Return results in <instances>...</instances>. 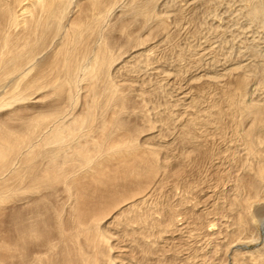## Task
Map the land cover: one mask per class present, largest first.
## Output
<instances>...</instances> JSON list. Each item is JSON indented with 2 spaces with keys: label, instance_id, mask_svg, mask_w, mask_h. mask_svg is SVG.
<instances>
[{
  "label": "bare ground",
  "instance_id": "1",
  "mask_svg": "<svg viewBox=\"0 0 264 264\" xmlns=\"http://www.w3.org/2000/svg\"><path fill=\"white\" fill-rule=\"evenodd\" d=\"M159 1L0 0V110H8L0 117V214L2 203H11L7 227L3 233L0 231V264H162L159 254H165L166 240L179 239L185 229L193 233L187 234L188 239L215 236L220 226L210 220L225 216L224 208L230 218L224 221L220 216L218 220L221 218L222 226L227 227L221 232H227L225 237L218 236L221 233L217 236L228 241L224 239L220 243L224 255L230 258L229 264L246 263L244 259L247 264L249 260L264 264L263 255L251 257L254 254H240L235 249L237 242L245 241L241 240L251 225V207L264 204V101L260 96L259 101H246L249 94L264 91L259 90L264 87V54L251 56L257 60L256 64L251 59L250 65L236 69L235 82L228 83L209 107L201 111L199 97L185 102V116L178 119L179 123L173 118L179 129L177 136L173 133L177 137L174 141L184 150L171 153L175 142L167 143L160 133H155L163 127L154 125L156 122H168L163 120L164 114L160 116L162 119L158 117L160 112L156 113L152 122L148 119L150 115H146V106L132 93L129 80L122 83L116 80L122 72L137 71L140 65L131 63L142 60L150 39L158 33L161 36L167 33L164 17L155 12ZM247 18L259 20L264 28V4L250 0ZM151 23L154 25L150 33L147 31L148 36L142 38L135 33L137 29L151 27ZM230 75L231 72L223 76ZM219 79L212 81L218 83ZM142 95L139 92L137 96ZM22 105L27 114L20 113ZM225 117L241 128L235 133L245 158L241 160L243 174L238 177L235 166L238 178H233V171L228 173L235 181L228 188L230 191L226 189L230 183L224 185L225 192H229L226 205L222 200L212 203L210 198L214 193L209 194L215 212L221 209L224 213L207 219L209 206L206 212L205 208L198 211L195 209L198 205L191 202L194 206H189L190 200L187 201L191 199L187 198L188 194L196 191L194 186L202 184L200 179L203 184L206 181L196 178L201 183L184 182L182 187L179 179L193 162L216 166L213 158L216 156L210 151L214 147L209 149V141L214 138L207 139L210 133L223 132ZM132 118L138 119L140 125L133 123ZM225 130L226 127L227 133ZM221 161L218 162L222 165ZM218 167L216 175L223 168ZM218 178L222 181L230 177ZM168 181L172 182L169 192L176 186L187 195H174L173 190L174 201L160 209L159 218V214L155 215L159 206L147 205L153 193L160 189L159 193L164 192L165 184L171 186ZM214 186L209 189L213 190ZM222 194L216 196L220 198ZM20 201L23 208L13 207ZM177 216H181L180 222ZM214 225L218 227L216 231ZM111 230L119 231L125 239L124 249L113 243L116 239L108 233ZM215 243L213 250L217 247ZM170 256L174 258L176 253Z\"/></svg>",
  "mask_w": 264,
  "mask_h": 264
},
{
  "label": "rangeland",
  "instance_id": "2",
  "mask_svg": "<svg viewBox=\"0 0 264 264\" xmlns=\"http://www.w3.org/2000/svg\"><path fill=\"white\" fill-rule=\"evenodd\" d=\"M256 2H258V4H260V5L264 4V0H256ZM157 4L158 5H156V7H155L156 8L155 12H156L157 16L164 17L166 24L168 26V28H167L168 30H167V33L163 34V35L167 36L169 34V36H167L168 38H166V36L163 37V35L161 36V34L158 33L160 35L157 34L153 37L155 40L153 38L150 39V41L148 42V46H147L148 48L147 47L144 48L142 60L140 59V61L137 60L138 62L133 61L131 63L132 65H136V64L138 66L140 65L139 67L141 68V70L138 67L139 69H137V71H135L134 73H131V74H127L126 72H122L116 80L118 81V83H122L124 80H129V82L131 84L132 93H134L135 98H137L140 101V103L143 105V107L146 106V108L148 109V111L145 110L146 115H150V117L148 116L149 117L148 119H151L152 122L155 121L154 115L156 113L158 114L160 112L159 113L160 115H158V117H160L162 114H164V115H162V117L164 116L163 117L164 119L162 117H160V118H162L163 120H168V122H167V124L165 122H156L154 125H157L159 127L165 126V128L162 127L160 131L157 130L155 133L156 134L160 133L161 138L163 137L162 140L165 139L163 141H166V142L168 141L167 143H171L170 141H172L171 144H173L175 142L174 143L175 145L173 144L174 147L171 146V148L173 147V149H171L170 151H172L171 153H173L174 151L177 150V153H179L180 151H182L183 148L176 141H174L177 138L176 137L177 132H179L178 131L179 129L177 128L178 124H176V122L178 121V119H181L185 116L184 115V110H185V106H186L185 102L187 103L190 99L198 100L197 97H199L200 98L199 99V105L202 104V106L204 107V108H202L201 105H200L201 107L199 106V109H201V111H202V109L209 107L216 99H218V96L221 95L220 93L223 92V90H225L224 87H226L228 85V83L232 84L233 82H235V80L238 76L237 71L235 72L236 69L241 68L242 65H243V67L246 65H250L252 62H253V64H256L257 60L254 59V58L258 57L256 55H259V53L264 54V28L260 24L259 20H256L257 21L256 22L254 20L253 21L249 20L250 18H247L250 0H160ZM152 24L153 23H151V25ZM153 25L151 27L147 28L146 30L145 29H137L135 31V33L140 35V37L142 36V38H144V37L148 36L147 31H149V33H150V29H153ZM140 32H142V34H140ZM143 32H145V33L143 34ZM163 38H166V39H163ZM146 50H148V51H146ZM252 52L254 54L255 53H257V54L254 55ZM145 54H146V56H145ZM251 56H254V58L253 57L251 58ZM146 57H148L147 60L149 62L145 60L146 61V63H145V61L143 62V59L144 58L146 59ZM251 59H252V62H251ZM253 59L255 60V62L253 61ZM142 62H143V65L146 64L145 65L146 67L141 64ZM138 71H140L141 73ZM229 72H231V75L229 77L227 76L228 78L226 76H223L224 74L229 73ZM215 78H217V79L220 78L219 79L220 82L214 83L212 80ZM232 80H234V81H232ZM259 90L263 91L264 87L262 89H259ZM139 92H143V95L138 97L137 95L139 94ZM216 92H218V93L220 92V93L218 94ZM259 93L261 94L262 92L256 91V93H255L256 95H250L249 94L247 96L248 98L246 97V99H247L246 101H259L260 99H257V97H259V96L261 97L262 101H264V91L261 95H257ZM212 95H213V97H212ZM182 96H184L183 99H182ZM215 96H217V97H215ZM252 96L254 98H256L257 100L254 99ZM250 97H252V98H250ZM201 98H204V99H201ZM186 99H188V100H186ZM206 99H207V101H206ZM208 99H209V102H208ZM27 105H28V107L31 106V104H25V106H27ZM21 110L22 111L20 113L22 115L28 113V112H26V110L23 111V105H22ZM7 112H8V110H0V117L2 116V114L4 116V114ZM157 114H156V116H157ZM168 114H173V115H169V117H168ZM182 114H183V116H182ZM173 118H175L177 121ZM130 120L133 123H135L136 125H138V124L140 125V122L138 119L132 118ZM135 120H137V121H135ZM170 121H171V123H170ZM177 123H179V121ZM223 123L225 124V126L223 124V127L224 128L226 127V130H228L229 132L225 130L227 132V133H225L224 128H223L222 129L223 132H221L220 134H217V135L214 133H212V134L210 133L208 135V139H207L209 141L210 138L211 139L214 138V139L209 141L210 142L209 149H211V147L212 148L214 147V149L213 150L211 149L210 151L214 154V156H216V157H213L215 159L214 162H215L216 166L214 165V163H212L213 164L212 166H211V164L208 165L209 166L208 167L207 164H204L201 162H196L194 164V162H193L192 165L190 164L191 165L190 168L188 167L186 172L184 173V175L186 174L187 176L185 175L186 177L183 178L184 177V175H183L179 179L180 185H182L184 182L189 183L191 185L192 184H194V185L199 184L201 182L203 184V181L200 178H202V179H204V181H206L205 183L208 184V185L206 184L207 187L205 186V183L203 185L199 184L201 188L196 187L199 185H196V186L193 185L194 189L196 188V191L192 188L194 190L193 192L195 194L190 191L191 193L188 194V196L190 195V197H187V198H191V199H187V201L190 200L189 206L198 205V206H196L197 208H195L198 211H202L205 208L203 211L206 212V210L208 208L209 209L212 208V210L209 211V209H208V211H207V215L205 216L207 219H211L210 216H212V218H216L215 215L222 214L223 210H221V209H220L221 211L219 210L220 213L215 212V210L213 209L214 204L212 205V203L216 204L219 201L221 203V200H222V202L224 201L225 205H226V202L228 199V195H226V194L229 193V192L228 193L225 192L226 189H228L230 187V185L233 183V181L236 180V177H237L236 171L239 172L238 177H240L243 174V171H241V169L243 170V166H242L243 161L241 162V160L242 159L245 160V158H244L243 153L240 151V149H242V147L239 146L240 141H238L239 139L237 140L238 136H236V133L238 131H240L241 128H238L237 124L235 122L231 121L229 117H225ZM174 124H176V125H174ZM226 124H228V125H226ZM173 125L175 127L177 126L176 127L177 129ZM231 129L232 130L234 129V130L232 131ZM230 130L233 133H231ZM173 133L176 136H174ZM225 134L227 136H225ZM228 134H229V137L231 136V139L228 137ZM172 136H174V137H172ZM218 136H220V137H218ZM222 137H224L223 140L225 139L224 142L221 139ZM172 138H173V140H172ZM218 138H220V139H218ZM227 138H228V140H227ZM168 139H170V140H168ZM220 140H221V142H220ZM226 140H227L228 144H227ZM214 142L215 143L218 142L219 144L217 143V146H216V144ZM221 143H223V144L226 143L225 146L227 145V147L225 148L223 144L221 146L220 145ZM229 143L231 144V146ZM236 143H238V144L236 145ZM233 144H235V145H233ZM176 145H177V147H175ZM228 145L230 148H228ZM215 146L218 148L216 152H215V150H216ZM235 147H237V148H235ZM222 148H224L226 150H224ZM220 150H221V152H220ZM219 152L221 154H218ZM174 153H176V152H174ZM223 154L225 157L222 156ZM231 154H233L235 161L232 159L233 156ZM222 157H223V159H222ZM217 158H218V160H217ZM219 158H221L220 160H222V161L220 163H222L223 166L221 164H219V162H218V161H220ZM231 159L233 162H231ZM223 161H224V164H223ZM190 163H192V162L190 161ZM228 163H229V165H228ZM202 164H204L203 167H202ZM226 164L230 167H228ZM218 165H219V167H221V168L223 167L224 169L220 168L222 170V174L220 173L221 170H219L220 172H218L216 175L215 172H216ZM193 166H194V168H193ZM234 166L237 169L239 168V170H237ZM196 168L198 169V171L199 170L200 171L197 172ZM202 168H205V169H202ZM210 168L212 170L214 168L215 171H212ZM192 169L194 170L193 173L191 172ZM234 169H236V171H234ZM217 171H218V169H217ZM230 171H233V173L231 172L232 173L231 174ZM195 172H197V173L195 174ZM211 172L214 174H212ZM189 173H190V175L192 174V176L189 175V178L190 179L192 178L191 180H189V178H188ZM228 173H230L235 180L231 179V175ZM201 174L204 176H207V177H204V176L200 177ZM209 174H211V175H209ZM219 174L223 178H227V177H230V178L224 179L225 181L222 179V181H223L222 182L221 178H218V176L220 177ZM209 176H211L214 179L218 178L219 180H216V181L214 179L212 180V179H210L211 177H209ZM213 176H215L216 178ZM196 178L198 180L200 179L201 182L197 183L198 180H196ZM181 179L183 180V182ZM192 180H194V181H192ZM228 180H230L232 182H226ZM195 181H196V183H195ZM210 181H213V182H210ZM214 181L216 183L219 182L220 184L218 183L219 184L218 185ZM221 183H222V186H224L225 184L227 185L228 183H230V184H228L227 188L225 189L226 186H224V188L221 187ZM168 184H171V186H169V185L166 186V184H165L164 186L167 187L168 189H166L163 186L164 192L161 191V193H159L160 190H162V189L157 190L156 194L158 192V195L153 193V198L154 197L155 198L154 199L152 197H151V199L149 198L151 203H149L147 206L154 204V203H155L154 205L159 206L158 212L155 215L162 213V210H160V209L164 210L165 207L167 205H169V203L171 204L172 200L174 199L173 196L175 195V193H177V195L179 194L178 196H180L182 193V192H179L178 191L179 188L176 189L175 188L176 186H175V187H173L174 192H173V190H170L171 192L174 193V195H173V193L169 192V189L172 187V182L168 181ZM209 184H211V185H209ZM215 184H216V186H214ZM213 186H214V188L215 187L216 188L215 189L213 188V190H211ZM182 187H183V185H182ZM180 188H181V186H180ZM209 188H211V189H209ZM222 188H223V190H221ZM165 189L168 191V193L165 192L166 191ZM182 190H184V189L182 188ZM182 190L180 189V191H182ZM207 190H209V191H207ZM215 190H217L218 193ZM228 190L230 191V189H228ZM205 191L208 193H206ZM219 191L220 192L222 191L221 193L224 194V195L222 194V196L220 195V198H223V196L226 198L220 199L218 196H216L217 194L218 195L221 194ZM162 193H164V194H162ZM165 193H167L168 195ZM186 193L187 192H184L182 194L187 195ZM211 193H214V196L212 195V197L210 198V201L212 202V200H213V202L209 203L210 201L208 200V198L210 197ZM196 194L198 196L200 195L201 197L200 196L198 197ZM168 198H170L169 201H168ZM192 198L195 200H192ZM212 198H214L215 200L217 199L218 201L217 200L215 201ZM164 199H165V201H164ZM225 199H226V201H225ZM156 200L162 204H164V203H166V204H164V206H163L162 204H159V202H157ZM196 200H198L197 203H196ZM148 201H147V203H148ZM191 202H193L194 205ZM2 204H3V206H2ZM2 204H1V206H2L3 210L1 211V214H0V231H1V233H3V231L7 227L6 217L8 216V214L10 213V210H11V203L5 202ZM208 204H211L212 207ZM263 205L264 204L262 203V206L261 205L255 206L257 208L253 207V209L251 207V211H250L251 217H252V221L254 218V221L250 222L251 225H249V228L246 231V233L248 232L249 234L244 233L242 240L240 239L241 241L245 240V241H243V243L245 242V245L243 243H241L240 241L237 242V244L238 243L239 244L238 245L236 244L237 247H235V249L238 253L243 252L246 255L249 253L254 254V255H251V257H254L256 255H261V256L263 255L262 257H264V228H263L264 227V206ZM151 206H153V205H151ZM160 206H163V207L160 208ZM207 206H209V207L207 208ZM13 207L23 208V201L18 202ZM154 208H156V206ZM224 210H225L224 211L225 216L226 215L229 216L228 213L226 212L225 208H224ZM155 211H157V210L155 209ZM211 213H213L214 215ZM161 215L162 214L158 215L159 218L161 217ZM220 216H221V218H223V220L224 219L229 220V218H230V216L224 218L225 217L224 214H222ZM220 216H217L216 220L215 219L210 220V221L214 220V222L216 221L215 225L218 227L220 226L219 227L220 230L218 227H217L218 228L217 229L216 226L214 225L215 227L213 226L214 227L213 230L217 229V232H215L217 234L216 235L214 234L215 236H213V235L211 236V237H213V239L210 236H208V237H210V240H214L215 242H217V240H218L219 242H217V244L218 245L220 244V246H218L214 241L212 243V241L207 240V239H209L208 237L203 238L204 236H200V237L192 236L193 240H192V237L190 236L191 239H188L189 238L188 235L191 234L192 232L189 231V229L188 230L185 229V230H183V233H182L183 235L180 236L179 239H178V237H176L177 239L176 238L168 239L169 241L166 240L165 245L163 244L164 246H167V244H168V246L165 247L166 248L164 251L165 254H162V253L159 254V257L161 259H163L162 264H164V263L165 264H182V263L183 264H191V263L201 264L202 262H204L205 264H208V263H210V264L218 263L219 264L220 262H221L220 264H229L230 258H229V256L224 255L223 247L221 245L222 242L220 243V241L221 240L224 241L225 238H221V240H220V237H218V236L223 237L226 234L225 233L226 230L223 233L221 231L223 229L227 228L226 224H224L225 227L222 226L223 220H221V218H220V220H218L219 219L218 217H220ZM180 218H181V216L179 218L177 216L176 220L178 219V221H179ZM205 221H206V219H205ZM217 221H218V223H217ZM206 223H208V222H206ZM218 224H220V225H218ZM111 232H113L114 234H112ZM111 232L109 231L108 233H110L111 236L113 235L112 237L115 236V239H116V240H114L115 242L113 241V243L120 246L121 249H124V245H125L124 240L125 239L123 240L120 232L118 231L119 232L118 233L117 230H116L117 234L114 230L113 231L111 230ZM219 233H221V234L218 235ZM110 234H109V236H110ZM247 235H248V237H246ZM216 236L219 239H217ZM244 237H246V238L243 239ZM197 238L198 239L201 238V239L197 240ZM122 240H123V243H121ZM170 240L172 242H170ZM209 241H210V243H209ZM246 241H247V243H246ZM214 243L217 247L214 246L215 249L213 250L212 248H213ZM173 244H175L173 246L174 250L172 247ZM219 247H221V249ZM175 248H176V250H175ZM182 248L184 251L182 250ZM218 249H220V250L218 251ZM215 250H217L219 253L221 252L220 253L221 255L217 251H216V253H214ZM179 251H181V252H179ZM167 252H168V255H166ZM170 252L176 253V257L180 254L181 255L178 256L177 260H176V257H174V258H172L171 256L169 257V255L171 254ZM243 253H240V254H243ZM212 254H214L215 257H214V255L212 256ZM180 257H181V259H180ZM184 257H186L185 258V260L187 259L186 261L184 260ZM190 258H191V260H190ZM173 259H175V260H173ZM181 260H183V261H181ZM168 261H171V262H168ZM187 261H189L190 263H187ZM243 261H246V263L243 262V264H247V260L244 259ZM251 261L252 260H249V262H251ZM177 262H179V263H177ZM249 262H248V264H249ZM263 263H264V261H263Z\"/></svg>",
  "mask_w": 264,
  "mask_h": 264
}]
</instances>
